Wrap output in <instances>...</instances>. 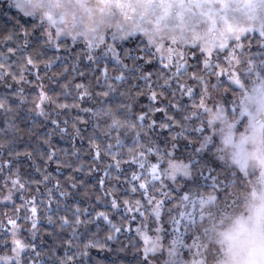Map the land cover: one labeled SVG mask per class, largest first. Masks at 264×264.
Here are the masks:
<instances>
[{"label":"snow or ice","instance_id":"6c2138e0","mask_svg":"<svg viewBox=\"0 0 264 264\" xmlns=\"http://www.w3.org/2000/svg\"><path fill=\"white\" fill-rule=\"evenodd\" d=\"M4 2L17 16L0 28V208L12 209L0 213V264H118L129 249L137 264H185L197 209L230 208L241 178L223 162L214 121L234 118L225 142L242 122L241 143L264 128L249 111L264 109V0L251 23L232 0H99L90 28L54 18L46 0ZM41 63L73 82L45 88ZM86 75L99 92L75 82Z\"/></svg>","mask_w":264,"mask_h":264},{"label":"clouds","instance_id":"9594fccd","mask_svg":"<svg viewBox=\"0 0 264 264\" xmlns=\"http://www.w3.org/2000/svg\"><path fill=\"white\" fill-rule=\"evenodd\" d=\"M258 108L250 105L253 117L264 122V111ZM242 125H237V133L244 131ZM245 136L242 148L254 175L238 202L211 224L215 256L208 264H264V128L255 134L249 128Z\"/></svg>","mask_w":264,"mask_h":264},{"label":"rangeland","instance_id":"374dc122","mask_svg":"<svg viewBox=\"0 0 264 264\" xmlns=\"http://www.w3.org/2000/svg\"><path fill=\"white\" fill-rule=\"evenodd\" d=\"M46 2L52 6L51 14L54 16V18L57 15L64 17L67 25H71L74 17H82L85 27L90 28L92 27L93 19H100L99 14L92 11L99 3V0H46ZM133 2L139 3L141 0H128V3ZM224 2L227 3L229 0H224ZM232 2H234L238 8L243 11L244 18L249 23H251V21L261 12L258 7L259 0H232ZM0 7L4 12L10 11L16 13L14 9L7 10L8 6L4 0H0ZM26 19L34 20V18H25V20ZM241 26H243V24H241ZM257 111H264V109L258 108ZM233 122L234 118L226 114V119L224 121H214L213 124L215 133L220 141L219 147L221 148L222 154L225 158L223 162L227 163L230 168L241 172V175L245 178L242 184L239 186L240 189H234L232 187L229 189L230 197L234 201L231 207H233L238 202L239 196L242 195V193L246 190L248 183L254 175V172L248 169L247 156L242 148L243 143H241V139L237 138L238 136L241 138V133L243 131L237 133V127L232 129L231 141L225 142L229 131L228 124ZM234 160H238L239 163H235ZM242 165L243 167H241ZM207 198L209 197H206V199ZM230 208H225L223 201L215 200L212 201L211 204H205L202 208L197 209L198 215L203 217L204 220L203 223H198L197 225L198 232L195 237V243L197 247L193 249L192 258L187 259L185 264H208V262L214 258L215 248L212 244L210 235L211 224L218 214Z\"/></svg>","mask_w":264,"mask_h":264},{"label":"trees","instance_id":"16d2710c","mask_svg":"<svg viewBox=\"0 0 264 264\" xmlns=\"http://www.w3.org/2000/svg\"><path fill=\"white\" fill-rule=\"evenodd\" d=\"M16 16H17L16 13H13L10 11L4 12L3 9L0 7V28L10 29L12 25L16 22V20L13 19L10 21L9 17L15 18ZM19 23L24 25L25 27H31L32 23H34V20H31V19L25 20V18L19 17ZM32 54L33 55L36 54L35 49H33ZM51 55H52L51 51H48L47 56H51ZM46 62H47V58H45L44 60V63ZM44 63L40 64L38 68V72L42 78L45 88H53L56 90V92H60L61 88H63L65 83L73 82V74L65 72L64 67L61 66L59 63L55 64L54 66L48 69L44 68ZM65 77L67 79H65ZM29 79L34 80V77H29ZM75 82L84 83L86 87L94 89L97 92L100 91V87L97 85L96 80L91 75H86L85 77H77L75 79ZM184 82L189 85L192 83L189 80H185ZM31 87L35 88V84H33ZM141 99H142V103H146V100L144 98H141ZM168 99H171V97H168L167 99L162 101V103H167ZM198 99L199 97H197V101ZM182 102L188 105H191V100L188 97H183ZM81 106L87 107L88 105L85 104ZM156 116L158 119L162 118V114L160 113H157ZM177 118H179V116H177ZM21 127H22V131H21L22 143H20L18 150L23 152L26 149L27 143L29 142V137L25 135V133L27 132V129L24 128L23 125ZM60 146H63V145L58 144V147ZM20 159H21V164L19 165V167H20L21 174L24 175L25 177L31 175L33 173V169L30 167L29 162L23 156H21ZM55 167H56L55 165H51V167L49 168V171H53ZM66 178H67V173L65 174L64 177H61L62 180ZM244 179L245 178L241 175V178L237 182H235L231 187L234 189L236 188L240 189L239 186L242 184ZM93 184H94V181H89L88 187L81 191L82 198L86 194H91L92 192H94ZM210 195H214V193L206 194L205 198L209 197ZM17 206H19V201H17ZM0 213H8L9 215H12V209L10 207L0 208ZM0 218H3V217L0 216ZM50 231H52V226L49 225L47 221H44V223L42 224V232L46 234L47 232H50ZM116 260L118 264L120 261H122L123 264H137V258L133 254L132 249H129L126 252L120 253L119 256L116 257ZM109 264H111V258L109 259Z\"/></svg>","mask_w":264,"mask_h":264}]
</instances>
